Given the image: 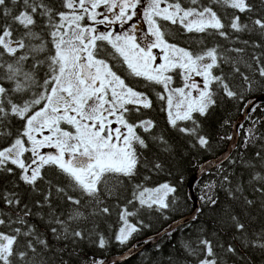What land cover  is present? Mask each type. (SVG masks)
Segmentation results:
<instances>
[{"label": "snow or ice", "instance_id": "6c2138e0", "mask_svg": "<svg viewBox=\"0 0 264 264\" xmlns=\"http://www.w3.org/2000/svg\"><path fill=\"white\" fill-rule=\"evenodd\" d=\"M229 103L248 124L220 123L243 140L193 185L217 227L185 240L186 264L264 253V0H0V264L127 260L107 253L168 219L184 182L148 186L173 173L170 133L208 150Z\"/></svg>", "mask_w": 264, "mask_h": 264}, {"label": "trees", "instance_id": "16d2710c", "mask_svg": "<svg viewBox=\"0 0 264 264\" xmlns=\"http://www.w3.org/2000/svg\"><path fill=\"white\" fill-rule=\"evenodd\" d=\"M185 39L186 37L184 36L180 37L181 41ZM177 82L179 83V81ZM137 83L142 82L137 81ZM240 107L242 108L243 105H240ZM148 114L159 122L161 128L167 127L166 116L159 110V106H157L154 111H151ZM225 114L231 115L233 123H235L237 118L241 115L235 110L233 105L229 103L225 109H218L210 119L205 121L206 131L208 132L212 141L211 147L208 150L190 149L175 133H170L171 141L174 144L179 145L178 152L173 163V173L172 175H168L167 172L152 174V178L148 183V186H156L166 181L176 183L180 175L183 174L184 182L179 185L178 192L176 194L177 202L175 205H173V210L167 214L169 218L163 219V217L158 214H154L151 217H145V222L149 223L151 227L144 229L141 233L137 234L126 247L113 244L107 253V257L122 253L124 250L132 246L136 241L148 237L152 233L160 230L170 221L184 216L192 211L194 202L188 191L187 184L189 179L199 168V165H201L206 160L216 157L224 152L231 142L228 140H219V135L224 134L225 132H233L232 129L220 128V123ZM255 115H264V113H260L258 111ZM241 123L247 125L248 121L244 119ZM242 140L243 133L238 136L237 145L241 144ZM237 151L238 149L234 148L231 154L235 156ZM253 151V149H250L248 154H251ZM225 166H227V162H225ZM208 170V174L203 173L196 181H199L202 184L204 181H207L213 173H215L216 169L214 166ZM194 192L197 198L202 194L199 190V187H194ZM196 215L199 217L197 220L190 219L184 224L176 227L177 230L173 232L171 237L163 235L157 242L144 247L137 254L127 258V260H120L119 264H168L170 258L175 261V264H186L184 258L186 257L187 253L182 247V244L185 242V240H195L199 235L201 228H205L211 232L217 227V224L213 219V212L209 209L205 208L202 213H197ZM116 219V215L114 214L110 219V223L115 224ZM225 239H229V237L226 235ZM157 245L160 246L159 250H157ZM93 251H97L98 255H104V253H101L98 250L93 249ZM243 255H245L247 259L251 261V264H264V253H260L259 251H245L243 252ZM229 264H231V261H229Z\"/></svg>", "mask_w": 264, "mask_h": 264}, {"label": "water", "instance_id": "95a60500", "mask_svg": "<svg viewBox=\"0 0 264 264\" xmlns=\"http://www.w3.org/2000/svg\"><path fill=\"white\" fill-rule=\"evenodd\" d=\"M244 120V118L240 115L237 120L235 121V124H239ZM237 139L238 136H234V140L230 142L228 148L222 152L221 154H219L216 157L210 158L208 160H206L205 162H203L201 165H205L208 169L212 168L215 166L216 162L220 159L223 158V156L225 154H231L234 150L233 148V144H237ZM203 173L199 172V170L197 169L196 172L191 176V178L188 181V191L189 194L194 202V207L192 209V211L184 216H181L177 219H174L172 221H170L168 224H166L164 227H162L160 230L152 233L151 235H149L148 237L142 238L138 241H136L134 244L137 245L136 248H132V246H130L129 248H127L126 250H124L122 253L120 254H116V255H112L107 257L108 259H113V258H117L119 259L120 257L128 254L129 249H132L131 254L128 255V258L137 254L138 252H140L144 247L153 244L155 242H157L164 234V230L167 229L169 227V225H174L175 227H178L182 224H184L185 222H187L188 220L192 219L193 215L197 214V208L200 207V202L196 197V194L194 192V183L196 182V180L202 175ZM151 238V239H150ZM145 241H148V243H145Z\"/></svg>", "mask_w": 264, "mask_h": 264}, {"label": "rangeland", "instance_id": "374dc122", "mask_svg": "<svg viewBox=\"0 0 264 264\" xmlns=\"http://www.w3.org/2000/svg\"><path fill=\"white\" fill-rule=\"evenodd\" d=\"M135 22V21H134ZM142 23V21H140ZM101 30H103V27L101 28ZM120 29L117 27V31H119ZM199 79V78H198Z\"/></svg>", "mask_w": 264, "mask_h": 264}]
</instances>
